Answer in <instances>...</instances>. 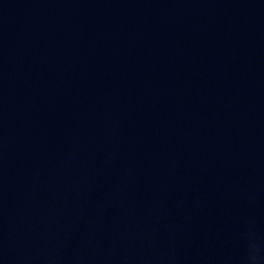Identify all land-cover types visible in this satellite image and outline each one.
Masks as SVG:
<instances>
[{"label":"water","instance_id":"obj_1","mask_svg":"<svg viewBox=\"0 0 264 264\" xmlns=\"http://www.w3.org/2000/svg\"><path fill=\"white\" fill-rule=\"evenodd\" d=\"M0 264H264V0H0Z\"/></svg>","mask_w":264,"mask_h":264},{"label":"clouds","instance_id":"obj_2","mask_svg":"<svg viewBox=\"0 0 264 264\" xmlns=\"http://www.w3.org/2000/svg\"><path fill=\"white\" fill-rule=\"evenodd\" d=\"M253 259H255V257H253Z\"/></svg>","mask_w":264,"mask_h":264}]
</instances>
